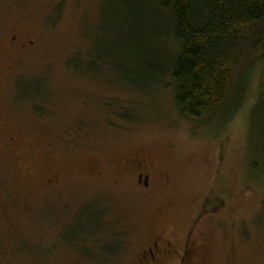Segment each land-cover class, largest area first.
Segmentation results:
<instances>
[{
    "label": "rangeland",
    "instance_id": "rangeland-1",
    "mask_svg": "<svg viewBox=\"0 0 264 264\" xmlns=\"http://www.w3.org/2000/svg\"><path fill=\"white\" fill-rule=\"evenodd\" d=\"M150 9L0 0V264H141L155 242L159 264H264L261 75L229 121L184 118L177 43ZM104 221L112 254L70 247L96 246Z\"/></svg>",
    "mask_w": 264,
    "mask_h": 264
},
{
    "label": "trees",
    "instance_id": "trees-1",
    "mask_svg": "<svg viewBox=\"0 0 264 264\" xmlns=\"http://www.w3.org/2000/svg\"><path fill=\"white\" fill-rule=\"evenodd\" d=\"M148 1L152 12L165 14L160 17L168 19V32L177 43L169 72L175 101L184 118L206 122L221 116L223 122L229 121L244 105L252 76L259 71L262 82L252 110L250 135L259 149V177L264 179V0ZM140 16L137 9L133 19L138 23ZM137 29V48L141 46L142 50L147 38L145 32L141 36V29ZM120 110L119 116L132 120L127 109ZM106 221L102 225L105 229ZM110 230L93 237L96 246L91 247L89 240L82 239V244L72 243L70 247L82 249L91 259L93 252L102 256L112 254L109 252L115 250L113 245L120 243L112 237L115 233L100 237Z\"/></svg>",
    "mask_w": 264,
    "mask_h": 264
},
{
    "label": "flooded vegetation",
    "instance_id": "flooded-vegetation-1",
    "mask_svg": "<svg viewBox=\"0 0 264 264\" xmlns=\"http://www.w3.org/2000/svg\"><path fill=\"white\" fill-rule=\"evenodd\" d=\"M148 177V176H147ZM161 249L159 243L155 242L147 249L141 258V264H159L161 263Z\"/></svg>",
    "mask_w": 264,
    "mask_h": 264
}]
</instances>
